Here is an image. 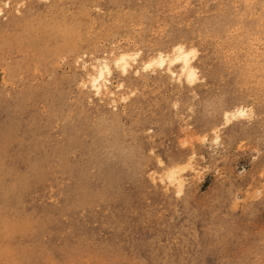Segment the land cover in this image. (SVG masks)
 <instances>
[{"label":"rangeland","instance_id":"obj_1","mask_svg":"<svg viewBox=\"0 0 264 264\" xmlns=\"http://www.w3.org/2000/svg\"><path fill=\"white\" fill-rule=\"evenodd\" d=\"M0 13V264H264V0Z\"/></svg>","mask_w":264,"mask_h":264},{"label":"bare ground","instance_id":"obj_2","mask_svg":"<svg viewBox=\"0 0 264 264\" xmlns=\"http://www.w3.org/2000/svg\"><path fill=\"white\" fill-rule=\"evenodd\" d=\"M174 53L175 54L172 59H169L168 56L164 55L163 53H160L157 59L153 60L155 62L149 63L145 67V69L151 67L153 64H157L163 67L168 62V60H170V64L179 62L182 70V75H184L186 80H188L189 82H194L197 79L198 75L197 69L194 67L192 61V57L195 52L188 51L183 45H177L175 47ZM129 58L130 56L127 53L123 52L119 54V56L115 60L117 68H119L123 73H127L129 71V68L131 67L128 61ZM111 73V66L107 62H105L102 66L95 68L93 72L89 75V83L96 95L100 96L103 94L104 91L109 90L107 83H109L108 77L111 75ZM172 74L174 73L172 72ZM248 112L249 109L245 107H238L232 112H226V122H229L231 119L246 117L247 115H249ZM169 179L177 181V172L173 170L169 175ZM178 182L180 181L178 180Z\"/></svg>","mask_w":264,"mask_h":264},{"label":"snow or ice","instance_id":"obj_3","mask_svg":"<svg viewBox=\"0 0 264 264\" xmlns=\"http://www.w3.org/2000/svg\"><path fill=\"white\" fill-rule=\"evenodd\" d=\"M0 14H2V13H0Z\"/></svg>","mask_w":264,"mask_h":264}]
</instances>
